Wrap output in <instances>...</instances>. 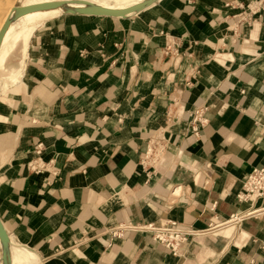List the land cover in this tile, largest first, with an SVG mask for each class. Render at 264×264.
<instances>
[{
	"label": "crops",
	"instance_id": "crops-1",
	"mask_svg": "<svg viewBox=\"0 0 264 264\" xmlns=\"http://www.w3.org/2000/svg\"><path fill=\"white\" fill-rule=\"evenodd\" d=\"M12 72L22 84L0 100L12 250L41 264H264V213L197 234L247 209L235 194L264 168V0L63 14ZM168 220L192 233L174 255L133 230Z\"/></svg>",
	"mask_w": 264,
	"mask_h": 264
},
{
	"label": "bare ground",
	"instance_id": "bare-ground-1",
	"mask_svg": "<svg viewBox=\"0 0 264 264\" xmlns=\"http://www.w3.org/2000/svg\"><path fill=\"white\" fill-rule=\"evenodd\" d=\"M9 0H0V29L2 26L6 24V27L2 33L0 38V57L2 52V45L4 42V36L8 32L10 28L14 25L16 27H20L21 23L25 21H29L31 18H47L54 17L56 15H61L64 13L67 14H98V15H115L127 17L128 14H123V8L129 7L132 5H137L142 3L141 7H137L133 14L142 10L140 8L146 6V4L154 3L157 0H130V1H122V4L113 5V1L116 0H38L36 2H32L26 4L25 6H20L10 11L7 9L5 13L2 15V11L7 5ZM119 2V1H118ZM116 3V2H115ZM102 13V14H101ZM38 20V19H37ZM14 29V28H12ZM16 246L12 243L9 236L6 237L0 236V249H1V263L0 264H11L13 260V256L15 254H19V252L12 250ZM30 258H27L26 264H41L38 256L33 251L25 247H21ZM17 260V259H16ZM18 261V260H17ZM24 261V260H23ZM22 261V262H23ZM20 263V261H19Z\"/></svg>",
	"mask_w": 264,
	"mask_h": 264
},
{
	"label": "built area",
	"instance_id": "built-area-1",
	"mask_svg": "<svg viewBox=\"0 0 264 264\" xmlns=\"http://www.w3.org/2000/svg\"><path fill=\"white\" fill-rule=\"evenodd\" d=\"M256 11L252 8L242 10L235 18V26H247ZM156 145L158 139L154 140ZM235 199L238 203L246 202L249 207L241 212H236L228 217V219L219 222L211 223L198 235L218 236L224 228H234L241 221L253 216L264 213L263 209H253L252 205L257 200L264 199V168H253L242 180L240 189L235 194ZM133 230L149 234L152 242L162 246L170 254L174 255L179 244L182 243L186 236L192 233H186L182 227L175 221H158L148 222Z\"/></svg>",
	"mask_w": 264,
	"mask_h": 264
},
{
	"label": "rangeland",
	"instance_id": "rangeland-1",
	"mask_svg": "<svg viewBox=\"0 0 264 264\" xmlns=\"http://www.w3.org/2000/svg\"><path fill=\"white\" fill-rule=\"evenodd\" d=\"M38 0H9L7 5H5L2 15L5 13L7 9L13 10L15 8H18L20 6H25L26 4L36 2ZM119 1V2H118ZM124 1H130V0H116L113 1V5L116 4H122L121 2ZM116 2V3H115ZM142 3H139L137 5H132L129 7H125L121 10H123V14H128V16L133 15V11L137 9V7H141ZM67 14V13H64ZM102 14V13H101ZM63 15V14H61ZM61 15H56L53 18L46 20L47 18H31L29 21H25L21 23L23 25L24 30H21L18 32L16 28L17 25H14L12 28L8 30L6 35L4 36L5 43L3 45V52L0 57V100L5 99L8 95H14L15 92H17V89L22 84V77L21 75H17V77H13L12 68L15 64L21 63L22 69H23V59L24 56H26L27 48H28V42L31 37L36 35L37 31L44 26L48 21H51L53 19L58 18ZM38 19V20H37ZM43 21V22H41ZM41 22V23H40ZM246 27V26H244ZM25 47V49H24ZM25 61V60H24ZM23 76V71H22ZM21 82V83H20ZM156 143V142H154ZM12 241V240H11ZM13 242V241H12ZM27 256H22L15 254L13 256V260L11 261V264H26L27 263ZM1 249H0V263H1ZM18 261H17V260ZM24 260V261H23ZM20 261V263H19ZM23 261V262H22Z\"/></svg>",
	"mask_w": 264,
	"mask_h": 264
},
{
	"label": "water",
	"instance_id": "water-1",
	"mask_svg": "<svg viewBox=\"0 0 264 264\" xmlns=\"http://www.w3.org/2000/svg\"><path fill=\"white\" fill-rule=\"evenodd\" d=\"M150 4H151V3L146 4V6H148V5H150ZM146 6H144V7H146ZM144 7L140 8V9H143ZM89 15H91V14H89ZM91 16H111V17H122V15H121V16H115V15L113 16V15H108V14H106V15L92 14ZM6 24H7V23H5V24L2 26V28L0 29V38H1L2 33H3V31H4L5 27H6ZM0 236H1V237H6V233L4 232V230H3L2 226H1V224H0Z\"/></svg>",
	"mask_w": 264,
	"mask_h": 264
}]
</instances>
